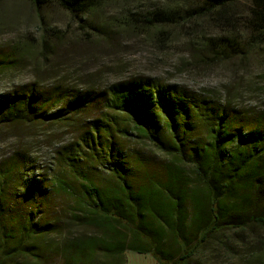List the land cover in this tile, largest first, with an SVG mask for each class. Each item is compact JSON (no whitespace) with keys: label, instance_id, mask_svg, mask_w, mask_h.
I'll use <instances>...</instances> for the list:
<instances>
[{"label":"trees","instance_id":"16d2710c","mask_svg":"<svg viewBox=\"0 0 264 264\" xmlns=\"http://www.w3.org/2000/svg\"><path fill=\"white\" fill-rule=\"evenodd\" d=\"M28 1L77 16L105 0ZM241 1L264 39V0H201L199 10L223 15ZM94 111L54 175L23 177L18 154L0 163V264H125L126 252L213 263L234 257L233 237L249 226L264 231L263 113L148 77L0 96V122L69 125ZM133 138L145 147L126 146Z\"/></svg>","mask_w":264,"mask_h":264},{"label":"rangeland","instance_id":"374dc122","mask_svg":"<svg viewBox=\"0 0 264 264\" xmlns=\"http://www.w3.org/2000/svg\"><path fill=\"white\" fill-rule=\"evenodd\" d=\"M246 4L205 15L201 0H105L74 16L55 3L36 8L28 0H0V96L25 85L100 91L148 77L229 103L251 117L264 114V39L246 24ZM96 111L72 125L0 122V163L18 154L23 177L54 175L59 152L79 138L76 125ZM126 146L145 147L134 138ZM148 155L161 157L153 149ZM233 238L234 257L222 253L213 263L197 258L191 264H264L261 228L249 226ZM133 259L144 264L150 258L127 252L125 264H135Z\"/></svg>","mask_w":264,"mask_h":264},{"label":"crops","instance_id":"0c3cea01","mask_svg":"<svg viewBox=\"0 0 264 264\" xmlns=\"http://www.w3.org/2000/svg\"><path fill=\"white\" fill-rule=\"evenodd\" d=\"M133 254L137 255V256H143V258H150V259H146L148 261H146V263L144 264H159L150 254H139V253H136V252H132ZM125 258L127 259V252L125 254ZM133 261L135 262V264H143V263H140L138 261H135V259H133ZM126 263L129 262V261H125Z\"/></svg>","mask_w":264,"mask_h":264}]
</instances>
